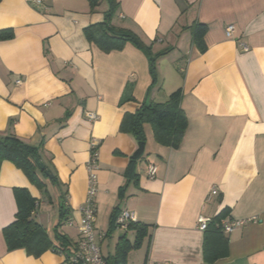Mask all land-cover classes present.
<instances>
[{
  "label": "crops",
  "instance_id": "crops-1",
  "mask_svg": "<svg viewBox=\"0 0 264 264\" xmlns=\"http://www.w3.org/2000/svg\"><path fill=\"white\" fill-rule=\"evenodd\" d=\"M116 1L115 27L135 33L153 54L171 49L157 60L156 84L147 55L133 44L105 53L86 37V28L105 20L107 1L92 8L90 0H46L44 9L27 0H0V31L14 33L0 41V136L14 134L38 148L58 178L45 180L40 190L13 163H3L0 264H70L66 254L52 250L40 258L9 251L3 230L16 220V189H28L37 200L35 218L50 239L57 244L58 231L76 244L92 141L99 144L101 250L115 231L131 233L135 241V232L114 223L117 211L129 210L148 226L138 264H209L200 217H257L225 235L229 255L213 264H264V0ZM195 23L208 28L203 52L188 29ZM229 25L235 26L232 38ZM128 86L133 102H123ZM178 89L189 123L181 147L159 145L146 125L138 177L127 178L138 144L120 132L125 114L146 100L164 103ZM150 166L157 168L154 179ZM213 188L218 195L209 199ZM63 202L68 213L61 218Z\"/></svg>",
  "mask_w": 264,
  "mask_h": 264
},
{
  "label": "trees",
  "instance_id": "trees-1",
  "mask_svg": "<svg viewBox=\"0 0 264 264\" xmlns=\"http://www.w3.org/2000/svg\"><path fill=\"white\" fill-rule=\"evenodd\" d=\"M92 8L99 5L100 0H90ZM109 3V9L105 13V20L85 29L88 40L96 44L105 53L121 51L130 43L147 55L150 65V73L153 77V84L157 83V60L167 55L171 49H167L158 54H153L152 48L146 45L135 33L127 29L117 28L113 25V20L117 13L118 3L116 0H103ZM192 34L193 44L200 50L205 51V37L208 32L206 25L195 23L189 27ZM14 33L11 29L0 31V41L12 40ZM183 91L178 89L173 92L164 103L145 101L135 113L125 114L120 132L129 134L135 138L138 144L136 154L131 158L126 177L137 178V161L142 159L145 153L147 138L145 126L152 127L155 141L173 150H178L183 143L188 130V118L182 109ZM135 101L132 87L128 86L123 95V102ZM9 161L23 171L29 181L38 189H45V180L54 183L57 176L45 165L40 151L16 135L0 136V171L3 163ZM38 161V162H37ZM40 163L45 165L42 170ZM49 171L50 177L46 174ZM18 212L16 220L3 230L4 238L9 251L23 249L28 255L40 258L43 254L52 250L56 253L66 254L67 257L75 249L76 244L66 236L56 231L57 244L49 237L47 229L39 223L35 214L37 211V200L31 195L28 189H16ZM61 218L67 216L68 209L66 203L59 204ZM120 213L118 211L114 217V223ZM228 212L222 215L226 216ZM220 217L213 220L209 228L205 231L204 254L209 264H213L229 255V240L220 229L216 227ZM115 228V226L113 227ZM135 232L136 238L132 243L127 235L120 238L114 256L105 258V264H129L128 257L132 251L139 250L145 238L148 236V226L140 223L131 224L128 228ZM113 229L111 230V232ZM68 260V258H67Z\"/></svg>",
  "mask_w": 264,
  "mask_h": 264
},
{
  "label": "built area",
  "instance_id": "built-area-1",
  "mask_svg": "<svg viewBox=\"0 0 264 264\" xmlns=\"http://www.w3.org/2000/svg\"><path fill=\"white\" fill-rule=\"evenodd\" d=\"M29 3L47 9L45 4L46 0H27ZM235 33V26L229 25L226 28V35L228 38H232ZM247 50V47L244 46ZM22 83L21 80L16 82L17 85ZM86 117L95 122L98 120V115L95 113H86ZM98 143L96 141L91 142L90 148V161L88 163L89 178H88V190L87 196L82 207V219L79 225V240L76 243L75 249L72 253L68 255V262L70 264H105V257L102 254L101 247L98 245L96 240V222H97V208L96 200L99 191V179H98ZM157 174V168L155 166H150L148 177L149 179H154ZM217 189L213 188L209 199L217 196ZM258 218L253 217L246 220H220L217 222L216 227L222 231L225 235L231 234L237 229L247 225L248 223L257 222ZM213 222L212 219L206 217H200L199 219V229L201 231H206L210 224ZM138 223V218L136 213L129 210L122 211L117 220L116 228L122 230H128L131 224Z\"/></svg>",
  "mask_w": 264,
  "mask_h": 264
},
{
  "label": "rangeland",
  "instance_id": "rangeland-1",
  "mask_svg": "<svg viewBox=\"0 0 264 264\" xmlns=\"http://www.w3.org/2000/svg\"><path fill=\"white\" fill-rule=\"evenodd\" d=\"M125 235V233L123 234V232L120 231H115L113 233V235L111 237H109L103 245V249H102V253L104 255V257L109 258L112 257L114 255V248H115V243H117L121 237H123ZM128 235V239L133 241L134 240V235L131 233H127ZM111 241H114L113 243H110ZM109 243H110V250H109ZM142 251H132V259H131V263L130 264H138L139 261L142 259Z\"/></svg>",
  "mask_w": 264,
  "mask_h": 264
},
{
  "label": "water",
  "instance_id": "water-1",
  "mask_svg": "<svg viewBox=\"0 0 264 264\" xmlns=\"http://www.w3.org/2000/svg\"><path fill=\"white\" fill-rule=\"evenodd\" d=\"M40 168L43 170L45 168V165L40 163ZM46 174L50 177L49 171H47Z\"/></svg>",
  "mask_w": 264,
  "mask_h": 264
}]
</instances>
